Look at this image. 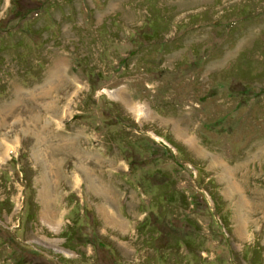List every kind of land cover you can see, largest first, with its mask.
<instances>
[{
	"label": "rangeland",
	"instance_id": "1",
	"mask_svg": "<svg viewBox=\"0 0 264 264\" xmlns=\"http://www.w3.org/2000/svg\"><path fill=\"white\" fill-rule=\"evenodd\" d=\"M0 141V264H264V0H0Z\"/></svg>",
	"mask_w": 264,
	"mask_h": 264
},
{
	"label": "bare ground",
	"instance_id": "2",
	"mask_svg": "<svg viewBox=\"0 0 264 264\" xmlns=\"http://www.w3.org/2000/svg\"><path fill=\"white\" fill-rule=\"evenodd\" d=\"M64 68H65V63L64 64L63 63H56L54 65V67L51 68V71L49 72V75H48V78L46 80V83L43 84V86L40 89V91L39 92H34V91L31 90L30 93L31 92H34L36 95H42V96H47V94L49 95L50 94L49 92H51V90H53L55 87H58L60 84L63 83L62 80L65 77L64 70H63ZM75 89H77V88H75ZM117 91H118V93L115 96H117L119 99H122V100L128 102V104L129 103L131 104L130 101L125 100L126 97L124 96V93H123L124 90L123 89H120V90H117ZM52 102L48 100V102L46 104H44L45 105L44 107L46 109H53V106L50 105V104H52ZM132 108H135V109L138 108L137 110L139 111V113L142 111V112H145L146 115H149L150 114V110L148 109V106L147 105H140L138 107L137 106H132ZM67 113L68 112H65L64 110H63V112L60 111V113H52V115L50 116V118H53V120H55L57 123H59L61 120H63V117H65L67 115ZM47 121H46V124L50 123V121H52V120L49 119V118H47ZM29 123L31 124V121ZM27 124H28V122H27ZM45 126L46 125H44V127ZM38 134H39V132H38ZM188 137H189V140L190 141L195 142V138H194L193 135H192V137H190V136H188ZM12 145L13 144H10L6 151H8L11 148ZM0 147L2 148L1 151H3L6 148V146L1 141H0ZM34 153H35V151H34ZM6 154H7V152H6ZM220 162H221V160H220ZM233 173L234 172L229 167H224L223 168V174L222 175H225L228 178V185L227 186L232 191H237L239 188L237 186L238 184L236 183V181L232 179V177H235V174H233ZM45 178L46 177H44L42 179V181ZM43 182H44V184H43V187H42V190H41V196H42L44 205H43V210H42V214L41 215H43V218L45 220H47L49 223L55 224V226H59L60 225V220L57 219V217L55 216L56 214L53 211V207H52L53 205H51V203H50L52 201V199L54 200L53 193H52V191H50L52 189L51 188V185H50V183H49V181L47 179H46V181H43ZM240 195H242V196L239 198V215H238L239 222H238V224H242L244 226V225H247L246 222H248L247 221L248 213L246 212L247 213L246 214L243 210L245 208H247V206L249 204V201L246 199V197L242 193ZM104 210H105V214H106L105 216H107V218H109L114 223H116V221H118L116 219V216L115 215H112V214L109 213L110 212L109 210H106V209H104ZM56 229H58V228L56 227Z\"/></svg>",
	"mask_w": 264,
	"mask_h": 264
}]
</instances>
